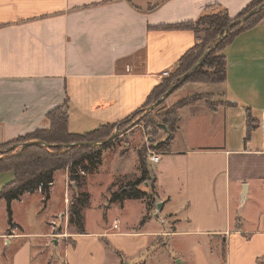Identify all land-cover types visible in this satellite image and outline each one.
<instances>
[{
  "label": "crops",
  "instance_id": "1",
  "mask_svg": "<svg viewBox=\"0 0 264 264\" xmlns=\"http://www.w3.org/2000/svg\"><path fill=\"white\" fill-rule=\"evenodd\" d=\"M253 2L0 0V148L49 130V113L65 103L72 134L119 126L146 106L163 73H174L197 44L195 33L183 26L196 23L211 7L236 19ZM221 54L227 60L224 103L211 109L198 100L181 108L178 130L169 145L158 148L153 173L147 163L155 204H112L122 215L112 226L88 232L86 224L85 234L74 230L64 236L57 249L63 263L264 264V21L238 34ZM201 86L183 87L170 107L201 93ZM249 112L255 120L250 130ZM119 146L104 150L102 160L108 154L120 164L128 160ZM133 158L137 172L116 174L105 189L109 198L113 186L118 190L139 178V154ZM98 172L86 177L87 191L88 177ZM7 173L4 184L5 173L0 174V192L15 179ZM65 177L64 207L52 219L66 216L69 226V188L74 185ZM55 185L56 178L46 209ZM132 202L140 203V214L125 219ZM170 217L172 225L166 222ZM51 228L41 237L23 229L14 243L0 234V240L6 239L0 264H44L43 252L38 255L43 247L36 242L43 236L49 240ZM12 244L14 255L7 257ZM169 250L173 258L167 257Z\"/></svg>",
  "mask_w": 264,
  "mask_h": 264
},
{
  "label": "trees",
  "instance_id": "2",
  "mask_svg": "<svg viewBox=\"0 0 264 264\" xmlns=\"http://www.w3.org/2000/svg\"><path fill=\"white\" fill-rule=\"evenodd\" d=\"M263 3L264 0H254V2L236 19L230 18L228 11L225 9L211 7L196 23L183 26L195 33L197 44L182 57L177 70L170 74L169 77L164 78L163 82L153 90L149 97V102L143 107V109L158 101L172 85L179 83L183 75L197 63L207 49L217 42L220 36L224 35L225 30L235 20L250 13L253 9L259 7ZM261 21H264V10L258 12L246 23L238 25L230 30L228 36L219 45L218 49L205 60L202 66L185 83L194 81L195 84L198 82L212 84L221 82L225 84L227 60L221 52L238 34L254 28ZM179 88L177 90H179ZM198 100L199 98L195 96L177 103L162 115V123H154L158 128L160 124L166 125L171 132L170 138L164 143L161 142L158 148L164 145H169L173 140L174 133L178 130V111L184 106L192 104ZM206 106L211 109H215L216 107L208 102H206ZM68 107V103H65L63 107L57 108L49 113L48 118L52 124L49 130H38L35 133L19 138L0 149L5 150L17 144H25L35 141H42L50 145L99 142L109 139L117 128V125H108L84 135L72 134L69 131L68 125ZM143 109L135 112L132 117L136 116L142 118L145 115ZM147 119L148 118H145L143 122H147ZM248 122L250 130L255 123L250 112L248 113ZM115 142V140L111 141L102 147L82 146L70 149H49L41 146L22 147L7 154H0V174L13 172L15 175L14 181L0 192V202L4 201L8 208L10 226L16 227L13 223L12 211V205L14 202L21 201L26 195L40 192L44 198V203H46L45 207H47L48 202L51 199V190L55 183V174L58 171L67 170L69 182L71 185L73 184L76 189L69 204V227L76 230L79 234H85V212L90 206V195L86 189V177L99 170V167L102 165L103 151L113 147L116 144ZM139 157V178L133 182L120 185L117 191H111L109 199L110 204L117 203L122 205L127 200L146 201L148 207H152L155 204L156 198L155 195H153L155 187L148 169L147 156L139 153ZM143 185L151 188L153 190L152 193L143 191L141 189ZM107 247L111 248L109 244H107Z\"/></svg>",
  "mask_w": 264,
  "mask_h": 264
},
{
  "label": "rangeland",
  "instance_id": "3",
  "mask_svg": "<svg viewBox=\"0 0 264 264\" xmlns=\"http://www.w3.org/2000/svg\"><path fill=\"white\" fill-rule=\"evenodd\" d=\"M194 84V81H191L190 83H184L181 88H179V90L174 92L172 96L169 97L166 102L163 103V105L155 109V111L149 114L145 113L142 118L133 116L124 123L117 126L119 127V132L115 138V143H118V145H120L119 147L123 148V151L121 152L122 156L127 157L128 160L120 164L115 158L109 157L112 154H108L102 160V165L99 167L98 174L93 177H88L87 186L88 191L91 194V206L87 209L86 213V224L88 227V232H99L101 228L110 227L114 224V221H116L117 219L120 220L119 216H122L120 215V209L118 207L111 206L112 204H110L109 202V194H107L105 190L107 185L110 183L112 184L115 175L119 172H126L129 174L137 172L136 163L133 158L135 153H142L143 155L147 156V163L149 164V169L152 173L154 172L156 164H153V162L149 160L150 154L153 152L158 153L160 150L158 149L159 144L161 142H165L167 139L166 132L163 131L161 128L159 129L154 123H162V115L168 109L173 107L170 106L175 101L174 99L177 95V92H179L181 89H183V87H186L187 85ZM200 84L202 85L201 87H203L204 90L202 92L200 91L201 93H198L196 95L199 100H202L203 102H205V104L206 102H208L215 106H218L219 103H224L222 98L224 86L223 83H196V85ZM145 118H148L147 122H143ZM116 129L113 134L116 133ZM17 149H15L14 151H16ZM117 149L118 147H116V150ZM6 173L7 172H5V174L3 173L4 175H2L3 184L8 178L7 174L9 173ZM65 173L67 174V180L69 183L67 170L58 171L55 174V191H53L52 200L49 204L50 206L48 209H46L45 207L46 203H44V199H42L43 196H41V193V195L39 193H35L30 196L26 195L21 201L14 202L12 205L13 220L14 222L19 223L23 227L25 232L29 234H38L40 236L42 234H46V232H48V230H50V228L52 227L51 230L53 231V235L49 240L43 236L42 238H38V242H36L40 243L39 245L43 247L38 249V255L41 256V252H43L41 258L43 259L44 264H65L62 262L60 258V253L57 249L63 243L65 239L64 236L68 233L74 232V229L68 226V219L64 218L66 216H63L62 218L57 217L52 219V216H58L59 212H61L64 207L65 196L63 195V189L65 187ZM108 187L111 186L108 185ZM1 189L2 187H0V190ZM69 189L70 195L68 203L70 204L74 195L73 191L75 188L74 186H70ZM116 190L117 186H113V191ZM152 191L153 190L151 188L148 190L149 193H152ZM154 193H156L155 190L153 191V194ZM132 203L133 204H130V206L126 207L125 214L123 215L125 219H128L129 217L133 219L137 214H140V203ZM110 206L111 208L109 209ZM107 207L109 210L108 213L105 215L104 209H106ZM175 210H178L177 212H179V210L181 211V215L177 216L182 218L183 220L184 214L182 212V207L178 206L177 208H175ZM164 215L165 211L163 212V215L160 216V218H155L154 220L156 221V223H161L160 220L163 219ZM67 216L69 218V209L67 211ZM51 219L52 225L50 227L48 223ZM173 220L174 219L170 217L166 222L169 224L171 223L170 225H172L174 224ZM128 222L130 223L131 220H129ZM184 224L185 222L182 223L181 227H183ZM22 231L18 229L17 225L16 227L10 226V216L7 205L4 201L0 202V234L5 232V238L11 240L12 243H14L16 241L14 240V238H16V234L20 235ZM6 239L0 240V253L1 251H4L3 244L4 240ZM46 243L48 244L47 248L45 247ZM14 245L16 244L7 245L9 248L6 249L5 256L10 257L11 255H14ZM38 250L35 249L37 253ZM173 254V251L169 250L167 253V257L171 256L173 258ZM159 257L161 258V256Z\"/></svg>",
  "mask_w": 264,
  "mask_h": 264
},
{
  "label": "water",
  "instance_id": "4",
  "mask_svg": "<svg viewBox=\"0 0 264 264\" xmlns=\"http://www.w3.org/2000/svg\"><path fill=\"white\" fill-rule=\"evenodd\" d=\"M264 10V3L261 4L259 7L253 9L250 13L246 14L245 16L235 20L226 30L224 35L220 36L217 40L216 43H214L209 49L206 50V52L203 54V56L197 61V63L187 72L183 75L181 81L177 84L172 85L169 90L155 103L152 105L146 107L144 112L146 114H149L158 107H160L166 100L179 88L181 87L193 74L202 66V64L205 62V60L213 53L215 52L219 45L225 40V38L228 36V32L232 30L233 28L237 27L238 25L244 24L247 21H249L251 18H253L258 12ZM159 128H161L163 131L166 132L167 134V139L168 140L171 136V132L169 131L168 127L166 125H159ZM119 132V127L116 129V133L113 134L109 139H106L104 141H99V142H78V143H72V144H66V145H60V144H55V145H50L42 141H35V142H30V143H25V144H17L11 147L8 150H1L0 149V154H7L9 152L14 151L17 148H22V147H46L49 149H55V148H62V149H70V148H78L82 146H87V147H102L110 143L111 141H114L117 134ZM166 142V141H165ZM163 204H158L157 209H162Z\"/></svg>",
  "mask_w": 264,
  "mask_h": 264
},
{
  "label": "built area",
  "instance_id": "5",
  "mask_svg": "<svg viewBox=\"0 0 264 264\" xmlns=\"http://www.w3.org/2000/svg\"><path fill=\"white\" fill-rule=\"evenodd\" d=\"M170 76V73L169 72H166V73H163V77H169ZM149 160L153 163H158L160 161V154H157V153H151L150 154V157H149Z\"/></svg>",
  "mask_w": 264,
  "mask_h": 264
}]
</instances>
